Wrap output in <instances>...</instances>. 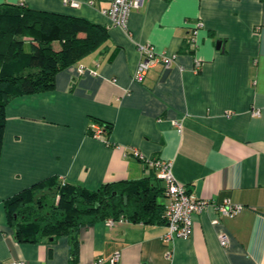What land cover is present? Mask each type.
Wrapping results in <instances>:
<instances>
[{
  "label": "crops",
  "instance_id": "crops-1",
  "mask_svg": "<svg viewBox=\"0 0 264 264\" xmlns=\"http://www.w3.org/2000/svg\"><path fill=\"white\" fill-rule=\"evenodd\" d=\"M7 4L83 17L107 27L109 38L60 71L53 89L17 96L6 107L0 264L71 259V235L18 241L7 198L50 176L89 189L141 180L151 171L135 151L172 161L177 180L212 205L195 215L191 237L170 242L162 240L166 223L99 221L80 232L79 264H112L118 251L116 264H264V0H144L127 29L106 14L112 0H0ZM144 44L176 55L172 69L140 71ZM94 122L112 125L106 140L91 135ZM225 198L245 209L221 215L215 204Z\"/></svg>",
  "mask_w": 264,
  "mask_h": 264
},
{
  "label": "trees",
  "instance_id": "trees-1",
  "mask_svg": "<svg viewBox=\"0 0 264 264\" xmlns=\"http://www.w3.org/2000/svg\"><path fill=\"white\" fill-rule=\"evenodd\" d=\"M108 38L107 27L83 17L24 5L0 6V157L9 102L17 96L53 89L60 71L99 50ZM55 43L60 44L59 49ZM103 124L107 130L112 128ZM56 188V195L36 198L40 192ZM165 195L163 180L151 170L141 180L108 182L98 189L50 176L4 203L8 224L18 241L41 243L71 235L70 264H79L82 229L121 217L164 224Z\"/></svg>",
  "mask_w": 264,
  "mask_h": 264
},
{
  "label": "built area",
  "instance_id": "built-area-1",
  "mask_svg": "<svg viewBox=\"0 0 264 264\" xmlns=\"http://www.w3.org/2000/svg\"><path fill=\"white\" fill-rule=\"evenodd\" d=\"M144 0H112V5L105 12L109 15L113 25L120 26L125 29L128 28V22L131 12L134 9H138L143 4ZM72 6L78 7L79 2L73 1ZM202 24H199V27ZM198 34V28L193 29L190 36V44L194 46ZM139 50L143 56L140 61V71L146 73L150 69L162 65L166 70L172 69L176 55H169L166 53L158 52L157 49L151 44L140 45ZM196 70L201 68L200 60L196 61ZM87 69L81 66L79 72L81 74L86 73ZM90 72L95 74L96 71L90 69ZM253 115H261V110L255 108L252 111ZM174 125L181 130L182 124L179 121H174ZM107 129L104 124L94 122L91 126V135L98 139L106 140ZM138 157H141L146 162L149 170H155L157 177L162 179L166 186V194L168 197L165 206V221L167 224V231L162 236L164 242L174 241L178 238H189L193 234L194 230V217L196 214L202 212L212 202L208 199L200 198L196 194L190 192L184 184H181L174 176L172 161L162 158H147L140 155L139 151H135ZM217 211L227 217H235L245 209V205L235 203L230 198L223 199L220 203L215 204ZM127 221L124 217L120 219L108 218L105 220L109 227H115L116 225ZM215 222H218L216 220ZM221 243L223 246H227L229 240L226 235L222 234ZM121 258V252H116L110 259L112 264L119 262ZM12 264H24L23 261H16Z\"/></svg>",
  "mask_w": 264,
  "mask_h": 264
},
{
  "label": "water",
  "instance_id": "water-1",
  "mask_svg": "<svg viewBox=\"0 0 264 264\" xmlns=\"http://www.w3.org/2000/svg\"><path fill=\"white\" fill-rule=\"evenodd\" d=\"M222 45H223L222 41H219V42H218V47L221 48ZM58 190H59V188H56V189H54L53 191H51V190H45V191H42V192H40V193L37 195L36 198L41 197V196H44V195H46V194H52V193H53L54 195H56V194L58 193ZM53 239H54V238H50V240H53Z\"/></svg>",
  "mask_w": 264,
  "mask_h": 264
}]
</instances>
